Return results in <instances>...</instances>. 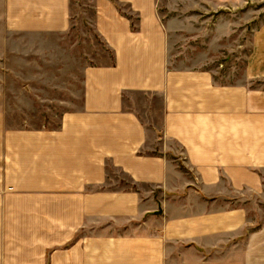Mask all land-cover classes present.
Returning a JSON list of instances; mask_svg holds the SVG:
<instances>
[{
	"label": "crops",
	"instance_id": "obj_1",
	"mask_svg": "<svg viewBox=\"0 0 264 264\" xmlns=\"http://www.w3.org/2000/svg\"><path fill=\"white\" fill-rule=\"evenodd\" d=\"M10 1L13 30L26 39L81 23L113 63L85 67L56 126L16 128L7 150L0 124V248H13L15 207L31 221L27 248H92L87 262L56 251L51 264H157L146 254L160 259L178 243L243 253L201 264H264L250 255L264 253V221L251 229L256 213L226 207L264 189V92L171 69L159 0Z\"/></svg>",
	"mask_w": 264,
	"mask_h": 264
},
{
	"label": "rangeland",
	"instance_id": "obj_2",
	"mask_svg": "<svg viewBox=\"0 0 264 264\" xmlns=\"http://www.w3.org/2000/svg\"><path fill=\"white\" fill-rule=\"evenodd\" d=\"M10 3L0 0V124L3 148L7 150L13 140L10 133L16 128L56 126L63 111L69 110L66 104L74 103L75 90L81 91L86 66L113 63L112 51L100 35L81 23L58 37L34 35L26 39L27 33L13 30ZM157 4L162 21L169 27L171 69L206 70L221 84L264 92V0H159ZM121 10L136 28L137 17L126 5ZM61 37L62 41L51 42ZM23 38L37 45L28 46ZM257 104L262 107L263 101L259 99ZM239 205L257 214L251 229L260 228L264 189L252 198L231 199L226 207ZM18 216H23L21 210L13 207V248H0V264H51L56 251L77 261L93 259L92 248H27L31 221ZM33 223L37 224L35 233L41 234V221ZM37 239L40 241L41 235ZM245 240V236L227 237L223 244L227 247ZM186 247L189 245L178 243V248H161L164 255L160 259L147 253V262L201 264L202 260L221 256L231 255L230 261L243 256L230 249L216 253ZM219 260L223 259L215 261Z\"/></svg>",
	"mask_w": 264,
	"mask_h": 264
}]
</instances>
